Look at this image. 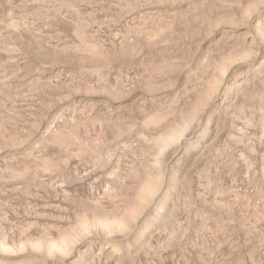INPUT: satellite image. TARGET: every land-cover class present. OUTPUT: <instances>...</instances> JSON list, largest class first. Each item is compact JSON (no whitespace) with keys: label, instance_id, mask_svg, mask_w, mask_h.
<instances>
[{"label":"rangeland","instance_id":"rangeland-1","mask_svg":"<svg viewBox=\"0 0 264 264\" xmlns=\"http://www.w3.org/2000/svg\"><path fill=\"white\" fill-rule=\"evenodd\" d=\"M0 264H264V0H0Z\"/></svg>","mask_w":264,"mask_h":264}]
</instances>
